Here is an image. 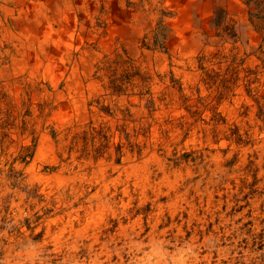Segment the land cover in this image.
I'll return each instance as SVG.
<instances>
[{
    "label": "rangeland",
    "instance_id": "obj_1",
    "mask_svg": "<svg viewBox=\"0 0 264 264\" xmlns=\"http://www.w3.org/2000/svg\"><path fill=\"white\" fill-rule=\"evenodd\" d=\"M240 1L259 42L244 40L232 0H199L188 28L199 46L182 55L175 45L180 11L164 0L151 9L148 0L158 22L138 38V54L129 37L118 39L112 54L103 52L95 73L103 92L89 103V115L62 127L51 119L57 106L32 86L19 97L1 88L0 264H264V0ZM41 131L62 149L59 163L44 160L37 169L75 177L62 197L53 182L30 177ZM153 155L183 173L179 189H155L164 173ZM129 159L151 161L152 186L128 177ZM101 163L105 180L95 177ZM105 183L110 209L95 220L99 206L89 196ZM177 195L183 199L175 209ZM80 207L69 227L68 212ZM57 216L52 234L65 228L63 245L47 235L48 219Z\"/></svg>",
    "mask_w": 264,
    "mask_h": 264
},
{
    "label": "bare ground",
    "instance_id": "obj_2",
    "mask_svg": "<svg viewBox=\"0 0 264 264\" xmlns=\"http://www.w3.org/2000/svg\"><path fill=\"white\" fill-rule=\"evenodd\" d=\"M159 1L161 0H151L150 8L154 9ZM232 1L233 6L237 7L238 0ZM196 2H199V0H164L166 7L170 9L177 8L181 13V22L177 24V29H179L175 45H177L182 55L196 52L197 46H199L193 35L188 31V28L192 25L191 8ZM239 2L241 1L239 0ZM148 8V0H144L143 3H140V0H0V90L5 87L9 91H13L14 97H19L23 92V87L32 86L34 90L38 91L39 96L41 95L43 98L53 101L54 106H57V108H52L51 119H54L61 127L73 119L86 117L89 115V103L95 99L96 95L103 92L102 84L95 74L97 65L99 63L103 65L105 61L103 52L112 54L117 48V40L129 37L134 47V54H138V38L144 32L153 30L158 22L157 15L150 12ZM237 10L242 16L240 29H242L244 40L253 41L254 44L259 42L261 35L253 29L248 19L247 8L241 6L237 7ZM168 22L171 27L172 22L169 19ZM189 38L194 43L191 44ZM146 53L150 58L149 65L153 68V59L156 52L151 48ZM160 65L166 66V60L163 59ZM230 114L237 117L235 110H232V112L230 110ZM100 117L102 116L100 115ZM40 136L35 159L30 165V177L33 180L39 178L42 182H53L62 197L75 177L67 175L66 171H59L54 175L40 173L37 169V166H41L39 163L49 159L59 163V155L62 149V144L57 143V140L49 132L41 131ZM17 137L19 136H14L15 139ZM26 143L29 144V142ZM259 148L264 153V146H259ZM151 158H154L163 167L164 173L160 185L156 186L155 189L159 191L162 186L169 189H179V181L183 173L181 171L166 170L161 162L162 158L160 160L156 155L151 156ZM129 161L131 165L128 167V177L133 178L135 184L143 189L152 186V172L149 166L151 161L148 159L141 162L132 159H129ZM215 169L216 171L222 170L219 159H216ZM107 175V168L101 163L95 172V177L105 180ZM213 181V179H210L209 183ZM5 190L7 192L11 191L9 187H6ZM108 192L109 185L105 183L100 192L97 191L89 196L88 201L97 200L99 206V211L92 216L93 219L102 220L103 211L110 209V199L107 200ZM180 196L177 195L175 199L173 198L172 208L176 209L180 205L183 199ZM82 207L77 209V212L73 210L68 212L69 227H73L74 221L81 217L80 209ZM19 209L22 211L21 208ZM89 214H86V216ZM59 221V216L48 219L47 235L51 236L56 244L63 245L65 228H59L60 231L57 234H52L53 225L56 226ZM129 231V227H125L123 230L125 235ZM98 236L95 234L93 239L98 241ZM149 240L155 247L159 244V237L156 234H153ZM68 248L71 251L72 246ZM161 254L163 256V252ZM68 257L73 259L74 256L69 254Z\"/></svg>",
    "mask_w": 264,
    "mask_h": 264
}]
</instances>
